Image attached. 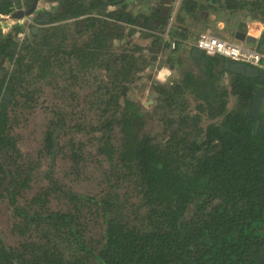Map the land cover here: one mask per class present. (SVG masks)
Masks as SVG:
<instances>
[{"label": "trees", "instance_id": "16d2710c", "mask_svg": "<svg viewBox=\"0 0 264 264\" xmlns=\"http://www.w3.org/2000/svg\"><path fill=\"white\" fill-rule=\"evenodd\" d=\"M69 1L78 14H86ZM171 1H161L148 17L125 23L120 13L77 20L76 33L93 36V47L64 48L60 31L39 37V29L30 31L32 40L18 42L20 27H0V199L8 201L13 227L21 226L33 239H21L26 232L18 228L14 247L0 231V264H264V95L258 116L250 115L256 92L264 93L259 74L237 71L220 56L195 58L192 50L187 54L191 65L180 68L175 50L168 62L178 75L151 86L152 105L146 109L128 98L149 60L139 45L115 50L114 40H121L116 29L136 28L153 40L150 50L155 51ZM192 3L181 2L180 12L190 14L196 8ZM216 3L232 14L240 7L232 0ZM10 5L11 0H4L0 14L7 15ZM175 36L171 31V39ZM60 57L67 64L76 59L81 68L105 65V76L92 79L86 97L93 124L78 123L73 112L66 124V117L55 112L34 159L18 145L13 112L19 100L28 106L37 93L24 75L61 67ZM224 71L230 75L227 90ZM67 74L62 82L66 91L75 86L71 65ZM150 122L160 131L150 133ZM65 133L92 138L93 145L84 149L98 159L88 164L97 171L96 189L72 192L69 183L52 173ZM81 149L77 144L75 152L69 150L72 162L80 161ZM45 159L49 166L43 181L37 174L40 184L26 208L20 201L33 191L34 171ZM85 163L82 157V167ZM55 194L67 200V212L47 208Z\"/></svg>", "mask_w": 264, "mask_h": 264}, {"label": "rangeland", "instance_id": "374dc122", "mask_svg": "<svg viewBox=\"0 0 264 264\" xmlns=\"http://www.w3.org/2000/svg\"><path fill=\"white\" fill-rule=\"evenodd\" d=\"M153 1L154 0H151L149 2L146 1V7L149 8V13H153L154 12L153 10L155 9L154 7L159 6L162 0L161 1L155 0V2ZM172 1L170 3V7L172 6ZM186 1L188 0H182L181 2L185 3ZM232 1L240 4L239 8H233L234 9L233 14L224 11L222 9V3L217 4L213 0H195L194 4L198 3L197 8H205L204 6L207 7L209 4H213L214 9H211L209 11L210 14L214 13V11H218L222 13L223 17L222 16H218V17L220 20L224 21L223 22L224 24L229 25L230 30L232 29V25L236 20L247 21L249 19L255 18L258 21V23L260 22V24L264 25V0H232ZM84 2H86V4H92V5L94 3L93 0H84ZM50 4H52V1L50 2V0H40L39 6L46 7V6H50ZM151 8L154 9L151 11L150 10ZM215 8H219L220 10H215ZM105 9L106 8H104V11ZM101 13H103V9ZM160 13L161 11H157V15H159ZM181 15L182 13L180 12L176 17V19ZM25 19L31 21L33 19V16L29 15ZM25 19L19 20L20 24H23V20ZM8 23L10 24L8 27H10L11 23L14 22L8 21ZM18 25L19 24H17V26ZM28 28H29L28 26H25V32L27 33L28 36L26 39H31L30 37L31 34L29 33ZM72 28L73 25L68 22L62 25L57 30L56 28L51 29V31L50 30L45 31L40 29L39 37H42L46 34L54 35L60 31L59 34H61L64 39L62 41V45L64 48L73 44L78 45L77 47H84L88 43L93 47V36L90 37L89 34H84V33H74ZM128 29H130V26L127 27L125 30ZM131 29L137 31L136 28L131 27ZM253 29L254 31H256L257 28L254 26ZM116 30L118 33L120 32L118 29ZM189 30H193V29L189 28ZM202 30L203 29L201 28L199 31H196V34L199 35L200 31ZM191 34L195 35L194 31H192ZM113 35L116 37L119 34L117 35L115 32L113 33ZM26 39L22 41H25ZM142 39H143L142 36H140L138 33H135V36L131 38V43L129 45L138 46L142 43ZM125 41L126 40H122V39L116 40L113 44L114 49L115 50L123 49L125 46H127ZM159 43L160 45L158 46L157 51L143 52L144 57L149 60L148 62L149 68H147L146 69L147 71H144L141 74L139 80L132 85V89L128 94V98L132 101L143 100L145 102V100L146 101L150 100V98H147V96L152 94L151 93L152 85H150L149 82L151 76L156 70L160 68L172 66V64L168 62L169 59L168 57L171 55L172 51L176 50V47L174 49L168 47L163 35L159 37ZM69 48L70 47H68V49ZM188 51L189 50L185 48H179L175 52L176 57L174 58V62L180 63L181 61L182 66L180 68L183 67L188 68V66L191 65L190 61L187 59ZM262 54L264 56V53ZM155 55L158 56V58L155 57L154 58L155 60H151L152 59L151 57ZM59 59L60 61H58V64H61L62 65L61 67H57L55 65L51 68H48L44 72V74L39 76H36L37 75L36 69L34 71H30L27 75H24V78L29 79V81L34 83V85L30 87L32 91H36L37 93L34 96L33 99L34 101H32L31 104H28V106L27 105L24 106L22 100H19L18 107L13 112V114L17 116L16 118L18 120V122L16 121V124L14 125L15 131L17 132V134H19L18 145L20 146L24 154H27L28 156L33 155L34 159L40 147L41 134L44 132L48 122L53 117V114L55 112H59L60 114L66 117V124H69L70 115L72 112L76 114L78 123L84 125L85 123L90 122V124H93L90 117L95 115L90 110L91 109V107L89 106L90 100L87 99L86 97L88 96L89 88L92 85L91 84L92 79H94L95 76H98V79H100V77L103 78L105 76V71H104L105 65L99 64V60L95 59V57L92 60L95 61L96 65L99 64L100 68L93 66L92 69H89L90 64H88V68H81V66L78 64V61L76 59L72 60L73 62L69 64H67L66 60H64L65 57H60ZM89 60H91V58H89L87 61ZM187 61L189 62V64L187 63ZM69 65H71L74 68L76 78L70 79L75 81L74 83L75 86L66 91L65 88L63 87L65 86V84L62 82L63 80L69 79V76L67 74V68ZM76 65L80 66V68L77 69ZM173 72L174 73L177 72L178 74V71H176V69ZM86 76H90V77L92 76L91 80L88 82L86 80H82ZM171 79L172 78L163 82V84L167 83ZM222 81H224V85H227L226 79L222 78ZM226 88L227 86H225L223 89L227 90ZM231 99L232 97H229L230 100L229 105H232ZM76 100L78 101V103H76ZM86 105H88L90 109ZM26 106L29 108H27ZM148 130L150 133H154V132L157 133L160 131L159 127H157L153 122H150L148 124ZM85 136L86 135L84 134L65 133L59 144V149L61 150V151L59 150L60 151L59 159L55 162V165L52 167L53 169L52 173H54L55 178L58 179L61 183L62 182L65 183L68 187H69L68 185L69 183L73 187V188L69 187V190L72 192L75 189L81 191H85L88 189H96L92 181H94L93 179L97 174V171L95 170L94 166L93 168L90 169L88 167V164L90 161L95 163L98 161V159L95 157L93 159L92 157L86 155L85 152L86 150L84 149V145L85 144L93 145V143L90 141V139L92 138H90L89 135H87L88 139L85 138ZM77 144L82 146V149L79 152L81 159L80 161L77 159V161L72 162L70 160L71 155L69 150L73 149V151L75 152V148L77 147ZM82 157L86 161L85 166L83 167H82ZM48 162H49L48 159L42 160L39 170H37L36 172L34 171V178L36 177L37 182L35 181L33 191L26 196L24 195V197L21 199L22 201H20V205H23L26 208L29 207V199L32 193L35 191L34 189L36 188V186L38 187V185L40 184V183L38 184L39 177L37 176V174H40V177L43 181L45 172L47 171V168L49 166ZM47 208L50 210H55V211L63 210L67 212L68 211L67 200L64 197L55 194L53 196V201L51 203L49 202ZM13 219H14V215L8 206V201L6 199H0V231L3 232L2 234H5L7 236L8 242L12 246L16 247L17 241L20 240L19 229L22 230L24 229L21 226L14 228L13 226L15 220ZM25 235L26 236L21 235V239L28 241L33 240L28 232H26Z\"/></svg>", "mask_w": 264, "mask_h": 264}, {"label": "flooded vegetation", "instance_id": "af4514ba", "mask_svg": "<svg viewBox=\"0 0 264 264\" xmlns=\"http://www.w3.org/2000/svg\"><path fill=\"white\" fill-rule=\"evenodd\" d=\"M51 1L52 4H50V6L40 7L39 6L40 0H36L33 9L30 11V15L33 16V19L31 21L26 20L25 17H23L22 19H25L23 20V24H20L19 20H15V21L12 20L14 23H11V26L8 27L10 25L8 23V21H10L8 19L10 15L13 14H15L16 16L23 15L22 14L23 11H28L31 8V6H33L32 3L33 0H11L12 5H10L8 8L9 13L5 16L0 14V27L1 28H12L13 26L18 28L20 27V30L16 32V39H18V42L19 41L24 42L22 40L28 37L27 33L25 32V26L29 27L28 29L30 33V31L37 32L38 29L51 31V29L56 28L57 30L65 23L69 22L73 25L72 29L74 33H76L75 32L76 28L74 26V23H76L77 20L79 21L80 19H83L86 16H91L92 18H98V19H106V17L109 14L116 16V13H120V15L122 16L121 19L125 23L126 21L132 18L137 20L144 17H148L150 14L149 8L146 7V1L149 2L150 0H93L94 2L93 5L86 4V2L79 3L80 0H71L76 2L77 5H81L82 7L81 11L86 13L83 15L78 14V12L76 11L77 6L74 7L70 3H67L70 2L69 0H50V2ZM2 2H4V0H0V4ZM67 6L68 9L66 8ZM104 8H106L105 11ZM102 9H103V13H101ZM40 19L42 20L43 24H41ZM210 19L213 20L212 15ZM108 21L110 22L112 21V19H108ZM17 24L19 25L17 26ZM135 33H138L141 36L140 31L137 32L134 29H131V27L128 30L119 32L118 34L122 37V38L120 37L122 40H126L125 41L126 44H129L131 43V38L135 36ZM249 37L252 36L249 35Z\"/></svg>", "mask_w": 264, "mask_h": 264}, {"label": "built area", "instance_id": "2783aa9c", "mask_svg": "<svg viewBox=\"0 0 264 264\" xmlns=\"http://www.w3.org/2000/svg\"><path fill=\"white\" fill-rule=\"evenodd\" d=\"M181 0H174V8H178ZM176 13H172L165 27L163 37L170 48L175 47L174 41L170 39L171 24ZM206 14L204 22L210 25V29L200 31L195 41V48L207 56H220L242 66L253 68L259 73L264 72V56L259 50V46L264 39V25L260 24L255 18L241 21L237 25V36L228 35V25L220 21L217 16ZM220 22V23H219ZM243 23L242 29L239 28ZM256 27L254 31L253 27ZM219 28V29H217ZM258 38H249V35ZM240 37V39H238ZM173 76V71L169 67L156 70L153 74L155 82L163 83Z\"/></svg>", "mask_w": 264, "mask_h": 264}, {"label": "crops", "instance_id": "0c3cea01", "mask_svg": "<svg viewBox=\"0 0 264 264\" xmlns=\"http://www.w3.org/2000/svg\"><path fill=\"white\" fill-rule=\"evenodd\" d=\"M151 1V0H150ZM163 1V0H162ZM188 1H193L192 4H194V1L195 0H188ZM186 1V2H188ZM214 2H217V0H213ZM155 2V0L153 1ZM212 3V2H211ZM196 5V8L195 10H193L190 14L189 13H184L182 11V15L178 17V20L176 19V17L178 16V14L180 13V6H178V8H174V0L172 1V7H171V14L172 13H176L175 14V17H174V20H173V25H172V31H175L176 32V36L175 38H172L170 37V39L172 41H174L175 43V47H176V51L179 49V48H185L187 50H192V54L194 53V51L196 50L195 48V41L197 39V34H196V31H199L201 28L202 29H210V25L206 22L203 21V19L206 17V14L207 13H210L209 11L211 9H214L213 7V4H209L207 7L204 6L205 8H197V4H194ZM170 6V5H169ZM218 6V5H217ZM156 8V6L154 7ZM154 8H151L150 10L152 11ZM215 10H220L219 8H215ZM214 13H216L218 16H222L223 17V14L218 12V11H214ZM170 14V16H171ZM203 16V17H202ZM213 16V15H212ZM198 17V18H197ZM189 19V20H188ZM222 21V20H220ZM223 22V21H222ZM239 22L241 21H235L232 25V29L230 30L229 28V25H228V35H236L237 36V25L239 24ZM220 23V22H219ZM241 26H243V23H240ZM239 25V26H240ZM189 28H192L195 33L194 34H191V30H189ZM187 29V31H185ZM199 29V30H198ZM138 32V30H137ZM145 34H142L141 32V36H142V43L139 45L141 47V49L144 50V52H148L150 49H152V39H149L148 37L144 36ZM185 36V37H184ZM184 38H186L184 40ZM115 42V40H114ZM145 44V45H144ZM148 44V45H147ZM147 46V47H146ZM174 47V48H175ZM173 48V49H174ZM162 49V47H161ZM155 51H157V49H154ZM259 50L264 53V39H263V42L261 43V45L259 46ZM151 51V50H150ZM189 51L187 52V54L189 53ZM153 52V51H152ZM194 56V55H193ZM156 58H158V56H154ZM195 58H198L199 56H194ZM228 60V59H227ZM230 61V60H229ZM227 65H230L229 63L225 62ZM232 67L237 70V71H241L243 68H247V69H250L249 67L247 66H242V69H239V64L237 63H234L232 62ZM173 71H175V67L172 65L170 66ZM177 71V70H176ZM229 71H224V76H223V79H226L227 80V87H229V79H230V75L229 73H227ZM175 75H178L177 72L174 73Z\"/></svg>", "mask_w": 264, "mask_h": 264}, {"label": "water", "instance_id": "95a60500", "mask_svg": "<svg viewBox=\"0 0 264 264\" xmlns=\"http://www.w3.org/2000/svg\"><path fill=\"white\" fill-rule=\"evenodd\" d=\"M33 6H31V8L28 10V11H23V15H20V16H16L15 14H13V15H10L9 17H8V19L10 20V21H15V20H21L23 17H27V16H29L30 15V11L33 9V7H34V4L36 3V0H33ZM242 26L240 25V28H241ZM238 39H240V37H238ZM200 56L201 55V52L199 51V50H195L194 51V53L192 54V56ZM193 56V57H194ZM152 59L151 60H155L154 58V56H152L151 57ZM239 69H242V66L241 65H239ZM249 72H250V74L251 75H255L256 73H258L259 74V76L261 77V79H262V81L264 82V72H262V73H259L258 71H256L255 69H253V68H250L249 69ZM263 95H264V93H263V91L262 90H258L257 92H256V95L254 96V98H253V101H252V105H251V108H250V115L251 116H253V117H257L258 116V114H259V112H260V110H261V102H262V98H263ZM152 99H153V96H151L150 97V101H148L147 103L146 102H144L143 100H141L140 101V103H141V105L144 107V108H146V109H148V106L149 105H152V103H153V101H152ZM150 107V106H149Z\"/></svg>", "mask_w": 264, "mask_h": 264}, {"label": "clouds", "instance_id": "9594fccd", "mask_svg": "<svg viewBox=\"0 0 264 264\" xmlns=\"http://www.w3.org/2000/svg\"><path fill=\"white\" fill-rule=\"evenodd\" d=\"M182 1V0H181ZM180 4H181V2H180ZM180 4H179V6H180ZM210 14V13H209ZM211 15V14H210ZM214 16V15H213ZM256 20V19H255ZM258 22V21H257ZM168 23V22H167ZM173 23V22H172ZM260 23V22H259ZM167 26V25H166ZM171 26H172V24H171ZM171 26H170V28H171ZM172 29V28H171ZM241 29V28H240ZM172 31V30H171ZM168 47H170V45H167ZM172 49V48H171ZM197 50V49H196ZM201 54H203V53H201ZM240 65V64H239ZM172 71H173V69L171 68V67H169ZM174 73V72H173ZM154 74V73H153ZM174 75V74H173ZM172 78H173V76H172ZM150 85H153V84H163V83H159V82H155L154 80H153V75L151 76V78H150ZM151 96H154L153 94H150V95H148L147 96V98H150ZM148 101H150V100H145V102L147 103ZM151 106V105H150Z\"/></svg>", "mask_w": 264, "mask_h": 264}, {"label": "bare ground", "instance_id": "6f19581e", "mask_svg": "<svg viewBox=\"0 0 264 264\" xmlns=\"http://www.w3.org/2000/svg\"><path fill=\"white\" fill-rule=\"evenodd\" d=\"M258 36H259V33L256 34L255 37H249V38H255L256 39V38H258Z\"/></svg>", "mask_w": 264, "mask_h": 264}]
</instances>
